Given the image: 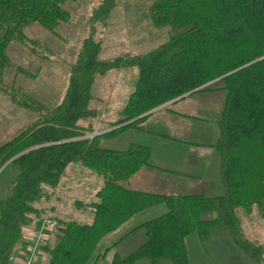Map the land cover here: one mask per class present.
<instances>
[{
  "label": "trees",
  "instance_id": "obj_1",
  "mask_svg": "<svg viewBox=\"0 0 264 264\" xmlns=\"http://www.w3.org/2000/svg\"><path fill=\"white\" fill-rule=\"evenodd\" d=\"M77 1L0 0V92L17 107L39 110L34 99L2 85L8 51L15 44H34L25 34L31 25L59 38L71 20L66 5ZM116 9V0H102L90 21L105 25ZM146 18L153 28L168 31L164 43L142 55L101 61V42L90 30L60 104L0 144V183L7 182L0 194V264H9L10 256L22 250L23 229H38L46 219L38 203L71 164L101 182L88 206L92 222L55 219L58 226L42 248L45 264H86L102 238L160 204L167 213L127 231L112 249L137 232H142V242L125 256L115 252L110 264H190L186 238L196 234L204 244L214 229L220 231L216 237L227 231L246 257L260 263L259 248L242 240L237 230L235 210L249 212L255 205L264 215V0H154ZM130 67L137 68L138 76L120 118L104 129L80 126L99 115L92 105L97 101L95 79ZM185 95L221 96L220 138L214 149L223 194L172 196L133 189L131 179L152 167L150 149L130 143L113 150L101 147V141L142 132L152 111L172 102L159 110L169 111ZM96 130L99 135L80 140Z\"/></svg>",
  "mask_w": 264,
  "mask_h": 264
},
{
  "label": "rangeland",
  "instance_id": "obj_2",
  "mask_svg": "<svg viewBox=\"0 0 264 264\" xmlns=\"http://www.w3.org/2000/svg\"><path fill=\"white\" fill-rule=\"evenodd\" d=\"M101 1L78 0L76 3H68L66 8L71 15V20L61 32L59 31V38L36 25H31L25 29V34L34 44H15L10 48L8 51L10 65L3 71L2 85L10 91L14 90L17 95L34 99L39 104V110L19 108L8 99L6 94L0 92V144L10 140L19 130L37 122L39 114L60 104L68 87L70 68L76 62L81 43L89 35L90 30L95 32V39L101 42L99 55L101 61H109L125 55H142L166 41L168 31L153 28L146 18L147 10L154 0H116L115 15L109 18L105 25L90 21L99 9ZM137 76V68L130 67L112 70L105 76L96 78L92 95L103 103L93 108L95 107L99 115L93 123H91L92 120H87L80 122L79 125L85 127L90 123L98 130L116 122L120 118L121 107L133 91ZM220 97L204 95L194 96L189 100L192 108L202 107L198 114L204 121L194 123L189 136V142L206 148L205 151L194 150L196 152H193V154H199L200 163L195 172L201 178L207 176L215 156L218 158L214 147L220 138L218 126L222 107ZM94 104H97L96 101H93ZM116 112L118 116H114ZM97 130L80 140L91 139L94 134H100ZM166 135L169 134L165 122L158 121L149 124L137 134L123 133L111 140H102L100 146L124 150L131 141L138 139L139 145L150 149V159L155 163L164 165L173 163L181 167L185 158L193 151L192 144L175 142ZM90 174L79 165H69L59 185L47 190L48 197L38 203L39 208L46 210L45 218L78 220L77 215L82 209L76 207L75 202H80L83 206L85 203L88 204L92 199L93 187L98 185L93 181L94 175ZM6 188L7 182L0 183V194ZM154 208H164V206ZM157 210L165 212L166 208ZM157 210L143 211L134 216L127 225L151 221L157 217ZM213 216L211 214L206 217ZM235 217L238 222L237 230L242 240L259 248L260 263L246 257L233 242L235 247L230 245L229 240L232 241V239L225 230L223 233L230 239L226 240L227 237L223 236L218 243L216 233L220 231L214 229L210 239L204 244L200 242L196 234H190L187 237L191 264H264V215L255 205H252L249 212L237 208ZM127 225L102 238L86 264H110L113 252L125 256L134 250L142 242V232L135 233L126 241L119 243L117 247L111 248L126 234ZM134 240L137 242H133ZM47 258L48 256L44 253L42 264H45ZM137 264L148 263L140 261ZM159 264H170V262L161 261Z\"/></svg>",
  "mask_w": 264,
  "mask_h": 264
},
{
  "label": "crops",
  "instance_id": "obj_3",
  "mask_svg": "<svg viewBox=\"0 0 264 264\" xmlns=\"http://www.w3.org/2000/svg\"><path fill=\"white\" fill-rule=\"evenodd\" d=\"M138 56V55H136ZM129 96V95H128ZM184 100L178 102L172 108H170L169 111H159L160 109H163L165 106L170 105L171 103L158 108L152 112H154V116H152L149 120L144 123V128H147L149 124L158 122V121H163L166 124V128L168 131L169 135H166L167 138L170 137L172 138L175 142L179 143H188L189 145L192 144L193 151L189 153V155L185 158L183 164L181 167L175 166L173 163L172 164H158L149 159V164L153 167H148L140 170V172L131 179L130 185L133 189L137 191H146V192H152V193H160V194H165V195H172V196H184L188 194H203L205 196H221L223 194V189L220 184L219 180V167H218V158L215 156V159L212 163V165L209 167V171L207 173V176L204 178L199 177L196 175V168L200 161L198 160L199 154H193V152H196L194 150H197L198 152L200 151H205V147L203 145H198V144H193L189 142V136L193 127V124L196 122L204 121L201 116H199L198 112L199 109L202 107H195L192 108V104H190L189 100L192 97L187 98V95L184 96ZM128 99V97H127ZM127 99L125 100V103L120 109L124 108ZM174 102V101H173ZM97 104H92L93 106L96 105L99 106L100 104L103 103L102 100L97 99L96 101ZM170 107V106H169ZM159 111V112H158ZM118 112V111H117ZM114 113V116H118V113ZM120 115V113H119ZM129 133V132H126ZM132 133V132H131ZM139 133V132H138ZM125 134V133H124ZM135 135V134H132ZM164 136V137H166ZM136 141H131L130 143H135L138 144ZM129 143V144H130ZM128 144V145H129ZM127 145V146H128ZM143 146V145H142ZM193 154V155H192ZM151 156V155H150ZM151 158V157H150ZM158 164V165H156ZM93 181L95 184L97 183L98 185H95L92 189V199L89 200L88 205L85 203V207L81 208L82 211L81 213H78L77 219L75 220L81 224H90L92 222L91 218V213H90V207L89 203L94 201V194L97 192V190L101 187V182L97 180V178L94 176ZM157 206H166L164 204H160ZM156 207V206H154ZM150 207L144 211H151L157 210V209H164V208H154ZM157 217H160L164 214L167 213V208L166 211L163 212L162 210H157ZM143 212V211H142ZM141 213V212H140ZM138 213V214H140ZM136 214V215H138ZM134 215V216H136ZM133 216V217H134ZM132 217V218H133ZM132 218L127 221L124 225H122L120 228L124 227L129 223ZM155 219V218H154ZM147 222V221H146ZM145 222H137V223H131L128 224L127 231L132 229L133 227L143 224ZM119 228V229H120ZM118 229V230H119ZM116 230V231H118ZM125 230V232H127ZM114 233V232H113ZM218 236H220L218 234ZM217 236V241L222 238L223 236L227 237L226 240L230 239V237L226 236L225 234L221 235L220 237ZM128 239V238H127ZM230 245H234L231 240ZM209 243V242H208ZM218 243H220L218 241ZM185 245H186V250L188 254V249H187V238L185 240ZM235 247V246H233ZM114 254V252H113ZM189 259V255H188ZM190 261V259H189ZM191 264V262H190Z\"/></svg>",
  "mask_w": 264,
  "mask_h": 264
},
{
  "label": "built area",
  "instance_id": "obj_4",
  "mask_svg": "<svg viewBox=\"0 0 264 264\" xmlns=\"http://www.w3.org/2000/svg\"><path fill=\"white\" fill-rule=\"evenodd\" d=\"M58 223L53 219H44L38 229H23V247L10 256L9 264H42L45 243L52 237Z\"/></svg>",
  "mask_w": 264,
  "mask_h": 264
},
{
  "label": "water",
  "instance_id": "obj_5",
  "mask_svg": "<svg viewBox=\"0 0 264 264\" xmlns=\"http://www.w3.org/2000/svg\"><path fill=\"white\" fill-rule=\"evenodd\" d=\"M97 135H99V134H94L93 136H91V138H93V137H95V136H97ZM11 162V161H10ZM1 171V170H0Z\"/></svg>",
  "mask_w": 264,
  "mask_h": 264
}]
</instances>
